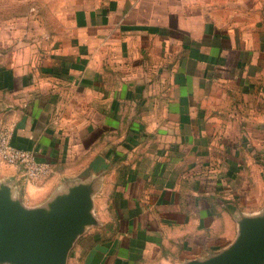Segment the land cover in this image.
<instances>
[{
	"label": "crops",
	"instance_id": "obj_1",
	"mask_svg": "<svg viewBox=\"0 0 264 264\" xmlns=\"http://www.w3.org/2000/svg\"><path fill=\"white\" fill-rule=\"evenodd\" d=\"M0 129L12 202L88 195L67 264L213 258L264 226V0H0Z\"/></svg>",
	"mask_w": 264,
	"mask_h": 264
},
{
	"label": "water",
	"instance_id": "obj_2",
	"mask_svg": "<svg viewBox=\"0 0 264 264\" xmlns=\"http://www.w3.org/2000/svg\"><path fill=\"white\" fill-rule=\"evenodd\" d=\"M90 200L77 189L47 210H25L0 190V264H67L71 242L90 221ZM264 259V226L245 222L226 251L189 264H259Z\"/></svg>",
	"mask_w": 264,
	"mask_h": 264
},
{
	"label": "built area",
	"instance_id": "obj_3",
	"mask_svg": "<svg viewBox=\"0 0 264 264\" xmlns=\"http://www.w3.org/2000/svg\"><path fill=\"white\" fill-rule=\"evenodd\" d=\"M0 160L20 167L28 178H42L50 170L49 162L38 159L30 150L15 146L9 129H0Z\"/></svg>",
	"mask_w": 264,
	"mask_h": 264
}]
</instances>
